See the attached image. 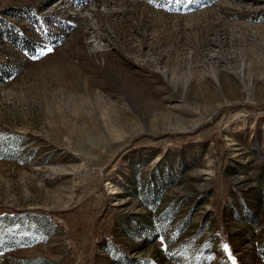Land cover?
Wrapping results in <instances>:
<instances>
[{
	"label": "rangeland",
	"instance_id": "374dc122",
	"mask_svg": "<svg viewBox=\"0 0 264 264\" xmlns=\"http://www.w3.org/2000/svg\"><path fill=\"white\" fill-rule=\"evenodd\" d=\"M1 24L29 49L0 37V264H264V0H0Z\"/></svg>",
	"mask_w": 264,
	"mask_h": 264
},
{
	"label": "trees",
	"instance_id": "16d2710c",
	"mask_svg": "<svg viewBox=\"0 0 264 264\" xmlns=\"http://www.w3.org/2000/svg\"><path fill=\"white\" fill-rule=\"evenodd\" d=\"M5 37V38H9V39H13V42H19V44H21V48L23 49H29L28 47V41L24 38V37H17L13 34V29L11 26L9 25H5V24H1L0 25V37ZM11 75V72L8 68H6V66L2 63H0V81H3L7 78H9ZM160 164H158L159 166ZM167 178L165 179V182L172 176V174L167 173ZM164 181H160L159 187L160 190L163 189L166 185H165ZM158 190L153 188L152 189V198H156L158 197V192H156ZM149 191V189L147 190ZM137 263V261L133 258H128V256L123 255V260L118 261L117 264H135Z\"/></svg>",
	"mask_w": 264,
	"mask_h": 264
},
{
	"label": "snow or ice",
	"instance_id": "6c2138e0",
	"mask_svg": "<svg viewBox=\"0 0 264 264\" xmlns=\"http://www.w3.org/2000/svg\"><path fill=\"white\" fill-rule=\"evenodd\" d=\"M48 51H51V49H48ZM42 55H44V52L39 53V54H38V57H39V56H42ZM38 57H37V58H38Z\"/></svg>",
	"mask_w": 264,
	"mask_h": 264
}]
</instances>
